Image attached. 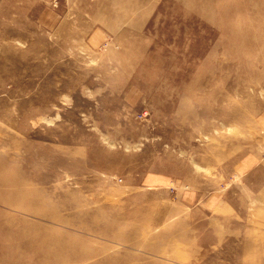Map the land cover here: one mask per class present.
Here are the masks:
<instances>
[{
  "label": "rangeland",
  "instance_id": "rangeland-1",
  "mask_svg": "<svg viewBox=\"0 0 264 264\" xmlns=\"http://www.w3.org/2000/svg\"><path fill=\"white\" fill-rule=\"evenodd\" d=\"M55 238L264 264V0H0V264Z\"/></svg>",
  "mask_w": 264,
  "mask_h": 264
},
{
  "label": "bare ground",
  "instance_id": "bare-ground-1",
  "mask_svg": "<svg viewBox=\"0 0 264 264\" xmlns=\"http://www.w3.org/2000/svg\"><path fill=\"white\" fill-rule=\"evenodd\" d=\"M36 201V199H34ZM34 214H37L36 211L32 210ZM51 221L52 217H50ZM160 237V236H159ZM33 241L28 242V247L31 248L32 252L35 253V255H40L38 251H41V249L44 247V245L47 243L45 240H42L40 237L33 236ZM164 241V240H163ZM54 243H52L49 248V254L44 256V259L51 260L53 264H63L64 262H72V260H77V255L70 254L68 256L62 257L64 253H78L77 251H69L68 247L63 243L57 242V238L53 240ZM40 243V244H39ZM44 250V249H43ZM52 250L51 253L50 251ZM57 250L61 252L62 254H58ZM107 257V256H106ZM108 258V257H107ZM109 259V258H108Z\"/></svg>",
  "mask_w": 264,
  "mask_h": 264
}]
</instances>
